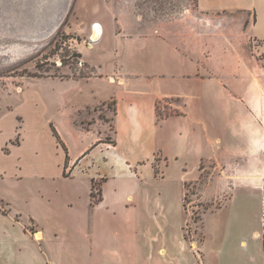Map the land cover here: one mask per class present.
<instances>
[{
	"label": "rangeland",
	"instance_id": "obj_1",
	"mask_svg": "<svg viewBox=\"0 0 264 264\" xmlns=\"http://www.w3.org/2000/svg\"><path fill=\"white\" fill-rule=\"evenodd\" d=\"M24 1L0 2V120L17 107L43 124L45 113L55 109L40 95L46 88L61 98L80 96L82 103L71 98L70 105L81 106L89 123L107 124L111 138L114 100H98L102 81L164 78L176 93L157 99L159 119L188 110L198 147L185 172L170 169L161 182L171 207L165 229L172 238L182 230L191 247L181 264H252L258 252L262 256L264 237L252 234L256 229L264 234V40L253 34L252 13L206 11L199 0H70L54 33L28 39L23 27L35 15ZM14 14L23 19L13 21ZM100 63L108 69L102 71ZM130 66L132 71L123 70ZM109 67L119 70L108 73ZM23 114H16L21 126ZM44 134L49 138L45 129ZM24 135L16 132L10 143L21 144ZM51 147H43L40 165L22 154L32 166L28 177L34 170L39 177L61 176V159ZM162 156L157 153L158 177L167 165ZM100 183L94 186L96 197Z\"/></svg>",
	"mask_w": 264,
	"mask_h": 264
},
{
	"label": "crops",
	"instance_id": "obj_2",
	"mask_svg": "<svg viewBox=\"0 0 264 264\" xmlns=\"http://www.w3.org/2000/svg\"><path fill=\"white\" fill-rule=\"evenodd\" d=\"M199 2L211 12L234 8L251 12L253 34L264 40V0ZM109 68L108 73L119 70ZM100 69L108 68L100 63ZM102 83L98 100H114L111 138L107 124L89 123L81 106L70 105L71 98L82 103L80 96L66 93L61 98L46 88L40 95L55 107L45 113L49 120L43 118L40 124L28 118L33 124L29 128L17 107L0 120V264H181L182 254L191 250L182 230L172 238L165 229L171 207L161 187L170 169L179 170L180 175L197 157L190 112L159 119L157 99L176 93L164 78L131 81L125 76L121 83ZM16 114H23L25 126L18 125ZM20 131L25 134L22 143H10ZM7 141L9 152L4 151ZM51 143L56 148L55 159H61V176L39 177L34 170L28 177L32 166L22 154L40 165L45 159L43 147ZM158 152L163 155L161 163L167 164L161 177L155 166ZM98 181L101 198L94 202L92 193ZM252 235L257 240L264 237L261 229ZM253 258L252 264H264V250L262 256L258 252Z\"/></svg>",
	"mask_w": 264,
	"mask_h": 264
},
{
	"label": "bare ground",
	"instance_id": "obj_3",
	"mask_svg": "<svg viewBox=\"0 0 264 264\" xmlns=\"http://www.w3.org/2000/svg\"><path fill=\"white\" fill-rule=\"evenodd\" d=\"M69 1L70 0H25L24 2L27 3V6L35 7L36 10L34 11L36 12V20L34 22H31L28 26L23 27V29L25 30V32H23V35L28 39L44 38L50 31V29L53 28L56 24L58 18L60 17H58V15L63 10V8H65L64 10H66L65 6H67ZM43 6H47V11L44 13H42L43 11L41 12ZM11 18L16 22L21 17L14 14ZM21 19H23V17ZM19 31H21V29L18 30V32ZM99 32L100 28L98 26L95 27V35H99Z\"/></svg>",
	"mask_w": 264,
	"mask_h": 264
},
{
	"label": "water",
	"instance_id": "obj_4",
	"mask_svg": "<svg viewBox=\"0 0 264 264\" xmlns=\"http://www.w3.org/2000/svg\"><path fill=\"white\" fill-rule=\"evenodd\" d=\"M68 5V4H67ZM65 7H67V6H65ZM31 10H32V14L33 15H35L36 14V12L34 11V10H36L35 9V7H29ZM65 8H63V10L60 12V14L58 15V20H57V22H56V24L54 25V27L53 28H51L50 29V31L46 34V36L45 37H47V36H49L50 34H52V33H54L56 30H57V28H58V26L60 25V23L62 22V19H63V17H64V14L66 13V10H64ZM43 11V12H42ZM47 11V6L45 7V6H43L42 7V10H41V12L42 13H44V12H46ZM35 20H36V17H35Z\"/></svg>",
	"mask_w": 264,
	"mask_h": 264
},
{
	"label": "trees",
	"instance_id": "obj_5",
	"mask_svg": "<svg viewBox=\"0 0 264 264\" xmlns=\"http://www.w3.org/2000/svg\"><path fill=\"white\" fill-rule=\"evenodd\" d=\"M96 27H97V26H96ZM98 27L100 28V32H101V25L99 24ZM100 32H99V34H100ZM53 130H54V133H55L56 137L58 138L60 144H62V146L64 147V149L66 150V152H68L67 147H66L65 143L62 141V139L60 138L59 133L56 131L55 128H54ZM67 159H69V156L67 157ZM98 192L100 193L101 191L98 190ZM92 196H93V201H94V202H97V201L101 198V195L96 197L94 191H93V193H92Z\"/></svg>",
	"mask_w": 264,
	"mask_h": 264
}]
</instances>
